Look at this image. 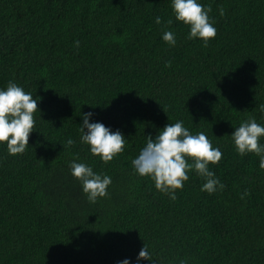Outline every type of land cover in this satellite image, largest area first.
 I'll use <instances>...</instances> for the list:
<instances>
[{
  "label": "trees",
  "instance_id": "16d2710c",
  "mask_svg": "<svg viewBox=\"0 0 264 264\" xmlns=\"http://www.w3.org/2000/svg\"><path fill=\"white\" fill-rule=\"evenodd\" d=\"M199 2L217 28L207 45L171 0H0V88L40 97L26 151L0 144V264L134 262L144 244L157 264H264V170L230 136L249 117L264 123V0ZM89 111L125 136L110 162L80 143ZM177 120L221 149L209 168L223 190L201 191L192 170L172 200L134 174L147 136ZM72 160L111 176L108 195L89 202Z\"/></svg>",
  "mask_w": 264,
  "mask_h": 264
},
{
  "label": "clouds",
  "instance_id": "9594fccd",
  "mask_svg": "<svg viewBox=\"0 0 264 264\" xmlns=\"http://www.w3.org/2000/svg\"><path fill=\"white\" fill-rule=\"evenodd\" d=\"M171 7L176 21L189 26V39L200 38L205 45L217 35V28L211 22L209 13L211 6H205L199 0H171ZM220 14H224L221 7ZM157 24L162 18H155ZM172 19L167 21L168 25ZM162 39L171 46H175L176 35L171 30L163 32ZM80 42H75L79 47ZM166 67L171 66L168 61ZM40 97L33 98L31 92L14 81H9L6 88H0V144H4L9 155L23 154L29 145V136L34 129V113L38 110ZM264 112V105L260 106ZM94 113H83L80 125V143L88 145L94 156L107 163L124 151L126 139L120 130L113 131L103 122L92 120ZM231 139L236 151L240 155L255 153L259 156V167L264 170V143L260 138L264 136V123H258L255 117H249L239 123L231 133ZM76 143L69 137L67 146ZM222 151L214 147L212 141L203 131L193 134L184 126L183 120L166 124L153 139L147 136L146 143L140 148L138 155L131 160L134 174L150 178L155 188L168 194L175 200L176 190L182 189L184 182L189 180V172L195 170L196 174L204 178L205 183L201 191L209 194L223 190L225 185L210 170L209 163L216 164L222 158ZM71 174L79 179L82 191L89 202L95 203L99 197L108 195V186L112 183L111 176L95 172L87 163L72 160L69 163ZM247 191L242 194L243 199ZM157 264L148 246L140 249L135 261L125 258L117 264ZM180 264H187L181 261Z\"/></svg>",
  "mask_w": 264,
  "mask_h": 264
}]
</instances>
